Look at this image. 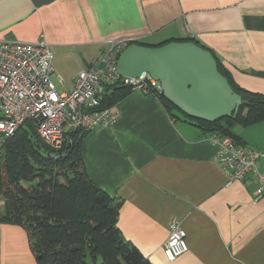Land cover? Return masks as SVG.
<instances>
[{
	"label": "crops",
	"instance_id": "crops-1",
	"mask_svg": "<svg viewBox=\"0 0 264 264\" xmlns=\"http://www.w3.org/2000/svg\"><path fill=\"white\" fill-rule=\"evenodd\" d=\"M129 38L149 46L195 39L238 86L264 94L256 75L264 74V0H0V42L43 40L59 93L108 42ZM113 108L115 124L84 138L83 164L94 185L122 202V238L151 264H264V197H254L251 176L227 184L209 135L171 116L155 95L131 91ZM236 127L244 145L264 153V121ZM257 167L264 174L263 156ZM172 219L188 251L169 262ZM0 264H36L21 227L0 223Z\"/></svg>",
	"mask_w": 264,
	"mask_h": 264
},
{
	"label": "trees",
	"instance_id": "trees-1",
	"mask_svg": "<svg viewBox=\"0 0 264 264\" xmlns=\"http://www.w3.org/2000/svg\"><path fill=\"white\" fill-rule=\"evenodd\" d=\"M172 41L193 42L208 50L242 103L234 119L208 123L187 118L160 92L155 96L171 116L180 114L209 137H228L235 145L246 146L233 128L264 121V94L238 86L215 53L195 39L157 46ZM131 91L119 84L111 86L103 93L102 108L114 107ZM89 133L67 131L61 149L55 151L39 139L34 123L25 122L5 140L0 157V223L24 229L36 264H151L117 228L122 202L94 185L84 169L83 140Z\"/></svg>",
	"mask_w": 264,
	"mask_h": 264
},
{
	"label": "built area",
	"instance_id": "built-area-1",
	"mask_svg": "<svg viewBox=\"0 0 264 264\" xmlns=\"http://www.w3.org/2000/svg\"><path fill=\"white\" fill-rule=\"evenodd\" d=\"M135 41L108 42L90 67L76 75L68 93H59L51 81L53 57L43 40L0 42V157L2 144L25 122L34 123L39 139L55 151L61 149L69 130L92 132L111 127L118 114L113 107L101 105L104 91L111 86L119 84L146 95L160 92L158 83L147 74L130 78L116 72L118 56ZM209 139L217 147L214 161L225 173L227 184L250 175L255 184L254 197H264V174L257 167L264 153L235 145L228 137L210 135ZM187 251L185 232L179 221L172 219L163 255L172 262Z\"/></svg>",
	"mask_w": 264,
	"mask_h": 264
},
{
	"label": "water",
	"instance_id": "water-1",
	"mask_svg": "<svg viewBox=\"0 0 264 264\" xmlns=\"http://www.w3.org/2000/svg\"><path fill=\"white\" fill-rule=\"evenodd\" d=\"M116 72L130 78L149 75L166 101L198 121L234 119L242 103L219 73L212 54L193 42L172 41L156 47L128 45L117 58Z\"/></svg>",
	"mask_w": 264,
	"mask_h": 264
},
{
	"label": "rangeland",
	"instance_id": "rangeland-1",
	"mask_svg": "<svg viewBox=\"0 0 264 264\" xmlns=\"http://www.w3.org/2000/svg\"><path fill=\"white\" fill-rule=\"evenodd\" d=\"M51 80H53L54 81V79L52 78V76H51ZM177 116H179L178 114H176ZM180 118H183L181 115L179 116ZM236 129H237V127H235V128H233V132H235L236 131ZM3 208V203L0 201V209H2ZM32 259H34V256H33V254H32ZM34 261H35V259H34Z\"/></svg>",
	"mask_w": 264,
	"mask_h": 264
},
{
	"label": "bare ground",
	"instance_id": "bare-ground-1",
	"mask_svg": "<svg viewBox=\"0 0 264 264\" xmlns=\"http://www.w3.org/2000/svg\"><path fill=\"white\" fill-rule=\"evenodd\" d=\"M7 140V139H6Z\"/></svg>",
	"mask_w": 264,
	"mask_h": 264
}]
</instances>
